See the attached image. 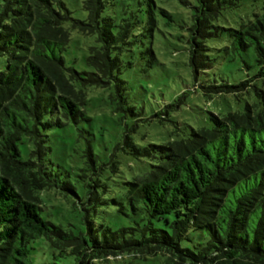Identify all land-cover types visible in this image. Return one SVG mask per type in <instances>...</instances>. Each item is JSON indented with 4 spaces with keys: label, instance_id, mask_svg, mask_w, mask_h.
Wrapping results in <instances>:
<instances>
[{
    "label": "trees",
    "instance_id": "trees-1",
    "mask_svg": "<svg viewBox=\"0 0 264 264\" xmlns=\"http://www.w3.org/2000/svg\"><path fill=\"white\" fill-rule=\"evenodd\" d=\"M179 1L196 86L149 117L126 74L138 52L157 61L159 19L177 13L156 0H83L80 20L65 0H0V264H33L39 239L74 264L159 254L163 264H264V90L255 83H264V6L229 26L223 15L243 0ZM72 30L94 39L83 68L67 61ZM224 34L233 50L253 51L258 72L236 85L201 82L212 52L229 50L214 43ZM199 90H251L258 100L209 112L211 127L179 139H136L140 123L161 115L177 126L172 112ZM105 110L113 134L99 125ZM55 195L52 220L43 214Z\"/></svg>",
    "mask_w": 264,
    "mask_h": 264
},
{
    "label": "rangeland",
    "instance_id": "rangeland-1",
    "mask_svg": "<svg viewBox=\"0 0 264 264\" xmlns=\"http://www.w3.org/2000/svg\"><path fill=\"white\" fill-rule=\"evenodd\" d=\"M65 1L75 18L80 20L87 19L88 13L83 8V0ZM156 1L160 7L177 13V18H175L174 22H170L164 16L159 19V29L156 31L152 44L157 61L152 66H149L147 56L145 58L138 52L135 59L136 66L126 74V77L131 81V94L134 102L144 107L145 114L149 117L161 111L164 106L173 103L184 91H193L196 86L191 68L187 64V39L189 33L181 28V17L179 14L183 12V6L179 0ZM128 2L131 3L132 0H128ZM263 6L264 0H243L238 9L226 12L223 15L222 23L236 26V22L240 19L252 17L256 12L261 13ZM119 9L120 11L118 12L120 13L124 10L122 4H120ZM71 36V48L67 53V61L71 64L74 60H77L74 65L78 68H83L84 54H86L91 45H94V39L90 36L82 35L76 30L71 31ZM214 43L217 49L229 47V50L212 52L213 56L217 58L215 68L208 74L201 75V82L207 80L211 84L236 85L252 79L257 74L258 66L252 50H233L230 47L231 38L227 34L215 40ZM255 83L258 85L257 87L264 90V83L257 80ZM257 100L255 91L251 90L248 92L244 91L239 95H217L213 98L203 96L199 90L197 93L189 94L185 99V103L172 112L171 118L178 123L177 126L166 120L161 123L160 118H166V115H161L159 118L156 117L150 125L140 123L139 131L135 137L145 145L148 143H166L173 138L179 139L186 136L191 127H211V122L208 119L209 112L225 114L229 111H238L243 109L247 102H255ZM100 105L98 101L97 106L99 109L101 108ZM102 123L108 126L107 133L111 134L119 127L108 110L106 111V116L99 119V125ZM125 171L128 172L126 167ZM45 195L52 198L50 194ZM57 197L56 195L53 196L51 202L45 199L48 209L47 214L44 213L43 215L45 217L50 215L52 220H57L56 212L59 211L57 204L60 201ZM113 222H116L115 218H113ZM34 245L35 249L29 258L33 264H74L73 258L57 260L54 251L43 239L35 241ZM164 261L165 256L159 254L148 256L146 259H134L133 257L111 258L108 262H100L98 264H163Z\"/></svg>",
    "mask_w": 264,
    "mask_h": 264
}]
</instances>
